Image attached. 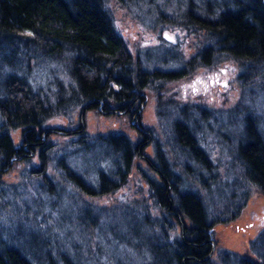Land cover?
<instances>
[{"label": "trees", "instance_id": "16d2710c", "mask_svg": "<svg viewBox=\"0 0 264 264\" xmlns=\"http://www.w3.org/2000/svg\"><path fill=\"white\" fill-rule=\"evenodd\" d=\"M183 4L185 12H174L177 22L205 36L202 49L188 62L189 70L207 65L211 55L215 60L219 56L230 58L240 65L238 81L243 92L248 90L251 96L257 90L263 111L252 98L249 105L238 104L226 112L225 124L229 131L231 125L237 127V134L215 125L202 131L199 127L211 123L213 112L197 103L180 105L174 97L166 99L157 104L158 109L170 100L178 109L169 125L163 121L172 146L167 154L158 146L150 158L143 150L152 134L140 126L139 110L150 89L160 100V92L166 89L163 84L161 91L156 90V82L179 81L187 70L144 68L142 57L136 53L135 59L117 32L107 0H0V181L21 164L25 178L19 187L37 188L33 183L37 180L38 193L46 203L55 199L60 204L56 212L63 216L61 206L71 195L76 203L80 199L76 197L116 191L127 181L134 161L142 158L152 175L147 177L151 194L164 216L161 223L149 220L142 212L140 218H129L136 226L131 236L138 237V243L130 246L125 240L121 246L148 257L144 264H264V230L250 244L254 260L219 250L213 232L215 224L239 215L242 208L231 210L233 202L244 203L253 190L264 195V0H184ZM94 108L134 120L138 135L132 137L123 131L89 135L83 131L69 141L70 155L77 152L82 157L94 150L98 163L102 161L100 152L110 161L107 172L97 174L95 184L86 182L85 175L68 165L69 154L63 149H59L61 154L52 150L55 145L50 135L56 134L55 130L69 135L71 130L44 126L50 118L70 117L75 109L82 118ZM163 112L172 114L160 108L159 114ZM218 117L223 115L213 119ZM17 130L20 144L12 138ZM207 135L222 136L224 176L229 180L218 176L219 165L200 143ZM61 182L66 196L58 191ZM4 189L0 187V218L10 220V225L3 228L0 222V264H91L87 252L77 253L73 248L75 240L61 247L54 245L43 229L47 227L43 216L49 214L45 205L36 198L26 205L18 188L9 190L13 200L3 199ZM88 211L86 207L75 216L73 232L79 238L87 229L92 230V224L85 221ZM155 225L158 233H147V237L143 227L147 232V227ZM177 227L180 230L173 236ZM150 236L153 241L142 249L144 237Z\"/></svg>", "mask_w": 264, "mask_h": 264}, {"label": "rangeland", "instance_id": "374dc122", "mask_svg": "<svg viewBox=\"0 0 264 264\" xmlns=\"http://www.w3.org/2000/svg\"><path fill=\"white\" fill-rule=\"evenodd\" d=\"M107 3L117 32L125 39L131 53L134 55L137 53L142 57L145 63L143 65L144 68L153 70L160 67L162 70L170 71L176 70L175 68L181 69L182 67L183 70L185 69L188 72L184 78L170 84L164 81L156 82V90L159 91L163 84V90L166 89L160 92L161 98L159 101L156 100L155 90H148L147 102L139 110L140 126L149 129L150 134H152L143 150L145 155L150 158L153 157L158 146L161 150H164L162 151L164 154H167V151L172 146L170 134L167 132L168 126H165V123L167 125L170 124L168 123L169 119L173 118V114H176L175 110L178 109L172 106L171 100L161 104L159 109L157 108V104L167 101L166 99H171V97L180 101V105L197 103L213 112L216 116L223 115L222 118L218 117L216 121L213 119L214 115L211 116L212 118L209 119L211 123H205V125L199 127L202 131L209 127L212 128L214 125L220 130L225 127L229 131V127L225 124L228 119V116L227 118L225 116L226 112L238 104L249 105L252 98L255 99L258 107L263 111L262 105L259 104L260 99L256 96L257 90L251 96L247 92L248 90L245 91L246 93L243 92L238 81V73L241 70L240 65L230 58L222 60V57L218 55L220 59L215 56L217 59L215 60L211 55L207 65H201L198 68L189 70L188 62L192 61L196 56L195 54L202 49L205 36L203 32L196 29H188L187 25L185 27L181 26L180 22H177L178 18L174 17L175 13L185 12L184 0H107ZM160 108L162 110L165 109V111H172V114L170 115L169 112L167 114L164 112L159 114ZM79 114L80 111L75 109L69 115L70 117L60 115L61 117L50 118L44 126L57 129L62 127L71 130L69 135H65L62 130H55L56 134L53 132L54 134L50 135L49 140L51 139V142L55 145L52 150L55 154H61L63 150L68 153L69 155L66 158L68 165L79 171L80 175L81 173L85 175L86 182L95 184L97 182V174L100 171L106 173L110 161L105 159L104 154L100 152L99 155L101 156L99 159H102V161L98 163V157L95 153H92L94 150L89 151L90 153H85L82 157L78 156L77 152L70 155V149L67 147L69 141L75 139V135L83 131L89 135L123 131L129 135L132 134V137H135V135L138 137L134 130L136 124L132 123L134 120L130 121L128 119V121L124 115L99 113V108L82 113V118ZM223 121L224 123L222 124L218 123ZM224 124L225 126H223ZM231 131L229 132L236 134L239 132L238 128L232 125ZM204 134L206 135L207 132ZM226 134L228 135V132ZM19 135L20 130L12 133L15 144H20ZM200 143L208 151L214 163L219 165L218 176L223 177L225 175L224 162L226 159H224L225 154L222 153L223 145L222 148L220 147L223 143L222 136L213 138L207 135L205 142L200 141ZM60 148L63 150L59 151ZM95 148L101 149L99 146ZM180 160L183 163L185 158H180ZM189 162L191 166L195 165L193 161L189 160ZM81 165L83 166L81 167ZM94 165L96 167L93 168ZM84 166L85 170H83ZM193 167L195 168V166ZM21 168L24 167L19 164L18 167H15V170L2 177L3 180L0 181V187L5 188L3 199L13 200L14 196L9 194V190L18 188L26 205L30 206L34 203L35 198V200L38 199L40 205H45V208H48L45 211H48L49 214L48 216H43L47 219V227H43V229L49 232L54 245L56 243L61 247L67 241L75 240V243L71 242L73 248L77 250V253L78 251L87 252L86 256L93 260L90 261L91 264L94 261L97 264H144L148 261V257L132 253L128 246H121V243L125 240L130 246L138 243V237L131 236L135 234L136 230V226L132 225L131 221L128 222L132 217L138 218L139 215L140 218L141 212L147 213L149 220L161 223L164 216V212L158 209L155 204V198L151 194L147 177L152 175L146 160L142 158L136 159L126 179L127 181L114 192L98 197L87 195L86 197H76L80 198L76 203L73 195H71V199L66 200L61 206V210H64L63 216H60L61 212H56L60 204L55 199L53 201L49 199L46 203L45 198L38 193L37 180L33 182L37 188L26 189V191L19 187L21 186L20 182L22 183L21 180L25 178L21 174ZM22 177L23 179H21ZM224 178L229 180L228 177L224 176ZM57 188L59 193L66 196V186L62 182ZM234 198L237 199V197ZM233 203L234 205L230 209L235 210L237 206H241V212L227 223L221 222L214 225L215 246L219 250L225 249L237 253L241 257L254 260L255 254L251 251L250 244L255 239V236L264 230V195L253 190L244 203ZM86 207L89 208V211L84 214L86 217L85 221L92 224L90 225L92 230L89 231L87 229L86 234L80 235L81 238H79L78 233L73 232L74 222H77L74 219L76 214ZM45 211L43 210L38 216L43 215ZM82 212L84 213V210ZM31 221L29 220L27 223L31 224ZM0 222H2L1 227L3 228L7 227L5 224L10 225V220L5 217H1ZM11 224V227H14V221ZM144 229L147 237L151 233H158L156 225L155 228L147 227V232L146 227H143ZM69 230L73 233L65 236ZM179 230V227H177L172 232L173 236H177V231ZM128 233L130 236H127ZM150 237H144L142 249L148 244V241H153L152 236ZM134 247L136 248L137 246ZM216 253L217 251H215ZM214 259H217V254Z\"/></svg>", "mask_w": 264, "mask_h": 264}, {"label": "flooded vegetation", "instance_id": "af4514ba", "mask_svg": "<svg viewBox=\"0 0 264 264\" xmlns=\"http://www.w3.org/2000/svg\"><path fill=\"white\" fill-rule=\"evenodd\" d=\"M135 55H136V53H135ZM139 55V54H138ZM196 55V54H195ZM194 55V56H195ZM140 56V55H139ZM199 56V55H198ZM143 104H145V103H143ZM144 106V105H143ZM105 112H107V111H105ZM105 112H103L104 114H105ZM120 113H122V112H120ZM106 114H108V112L106 113ZM123 114H125V113H123ZM133 123V122H132Z\"/></svg>", "mask_w": 264, "mask_h": 264}, {"label": "bare ground", "instance_id": "6f19581e", "mask_svg": "<svg viewBox=\"0 0 264 264\" xmlns=\"http://www.w3.org/2000/svg\"><path fill=\"white\" fill-rule=\"evenodd\" d=\"M131 55L136 59L137 57H135V55L133 53H131ZM147 102V101H146Z\"/></svg>", "mask_w": 264, "mask_h": 264}, {"label": "water", "instance_id": "95a60500", "mask_svg": "<svg viewBox=\"0 0 264 264\" xmlns=\"http://www.w3.org/2000/svg\"><path fill=\"white\" fill-rule=\"evenodd\" d=\"M215 247V246H214ZM214 247L212 249H214Z\"/></svg>", "mask_w": 264, "mask_h": 264}]
</instances>
